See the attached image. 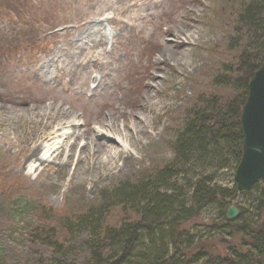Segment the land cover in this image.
I'll return each instance as SVG.
<instances>
[{
	"label": "rangeland",
	"instance_id": "374dc122",
	"mask_svg": "<svg viewBox=\"0 0 264 264\" xmlns=\"http://www.w3.org/2000/svg\"><path fill=\"white\" fill-rule=\"evenodd\" d=\"M245 1L0 0V264H37L40 258L82 263L83 234L62 235L68 242L58 257L30 232L48 226L60 232L58 220L78 215L98 203L102 191L171 158V122L196 98L223 95L214 87L215 76L237 57L230 25ZM160 23L179 32L186 46L165 50L166 62L153 55L165 40ZM151 70L157 79L147 83L158 89L145 92L143 107L134 109L138 80ZM131 114L141 118L145 134L134 147L113 142L121 153L108 170L93 168L91 160L76 167V157L66 167L61 158L29 170L36 162L32 153L54 143L61 122L76 117L84 136L78 155L90 139L86 131L114 119L122 128L132 123ZM64 138L67 153L72 140ZM121 215L112 210L110 221ZM218 244L203 246L218 251Z\"/></svg>",
	"mask_w": 264,
	"mask_h": 264
},
{
	"label": "trees",
	"instance_id": "16d2710c",
	"mask_svg": "<svg viewBox=\"0 0 264 264\" xmlns=\"http://www.w3.org/2000/svg\"><path fill=\"white\" fill-rule=\"evenodd\" d=\"M238 11L230 25L237 57L214 81L223 95L196 98L171 122V158L58 220L60 232L48 226L30 232L31 239L62 257V235L83 234L81 264H264V184L239 193L234 182L243 154L242 109L250 81L264 66V0H246ZM232 206L239 212L234 221L227 219ZM114 209L122 215L112 222ZM211 241L219 242L218 251L203 246Z\"/></svg>",
	"mask_w": 264,
	"mask_h": 264
},
{
	"label": "bare ground",
	"instance_id": "6f19581e",
	"mask_svg": "<svg viewBox=\"0 0 264 264\" xmlns=\"http://www.w3.org/2000/svg\"><path fill=\"white\" fill-rule=\"evenodd\" d=\"M192 19L193 18L191 16L188 17L187 22L191 23ZM163 28H166L165 33H161V30ZM157 29L165 40L164 43L156 41V50L153 55H158V60L166 62V59L163 56L165 50H169L171 46H177V50L185 48L186 46L183 42L182 35L179 32L174 33L171 31V29L161 23L158 25ZM170 38H173L175 41L170 42ZM159 69L160 68L156 67L154 70L156 71ZM42 78L47 80V77L44 74L42 75ZM151 79L152 81H156L157 79L156 75L152 73V70L149 71L146 76L139 78L138 82H140L142 86L139 90V102L137 101L134 104V109H139L143 107L142 105L144 104L142 100L145 92L149 91L155 93L157 91V86L147 83ZM149 100H151V98ZM61 117L65 119L66 114H62ZM130 117L132 123H125L122 128L119 127V124L114 119L113 121H106V123L104 121L101 126H99V128L97 127L96 129H92V132L86 131L87 135L90 136V139H88L86 146H82L79 149L78 155L75 151V148L79 144L80 140L84 138V136L80 132V130H78L79 124L76 121V117L74 116L71 120H67L66 122L64 121L63 123L61 122L58 125L61 127H59L57 132H55L56 138L54 143L46 146L42 150L39 147L36 151L32 153V158L35 159L36 162L33 163L29 170L32 172L47 164L50 165V163L57 164L58 162H60L61 158H64V163L66 167L69 166V164H72V162L74 161L73 159L75 157L76 167H79L80 165L87 163L89 160H91L94 163L93 168L98 169L99 167L104 165V169L108 170L110 162L118 158V155L121 153L117 148L113 147V142L119 144L123 149H126L128 147H134L138 140L137 137L139 135L145 134V127L141 118L136 114H131ZM52 120L53 118H48L46 120L47 129L50 128L51 125L49 124V121L52 122ZM58 133H60V136H58ZM65 136L66 138H64ZM62 138L72 140V143L69 146V151L67 153L65 149H63L64 145H62L63 142H61ZM40 150L42 151V153L39 155ZM83 155H85L84 160L82 158ZM98 159L99 162L103 160L104 162L102 164L98 162L96 163L95 160ZM37 163H39V165H37ZM75 171L77 170L75 169Z\"/></svg>",
	"mask_w": 264,
	"mask_h": 264
},
{
	"label": "water",
	"instance_id": "95a60500",
	"mask_svg": "<svg viewBox=\"0 0 264 264\" xmlns=\"http://www.w3.org/2000/svg\"><path fill=\"white\" fill-rule=\"evenodd\" d=\"M241 127L244 135L243 154L234 182L239 193H248L264 184V66L249 83L248 97L242 109ZM238 218V209L230 207L227 219Z\"/></svg>",
	"mask_w": 264,
	"mask_h": 264
}]
</instances>
